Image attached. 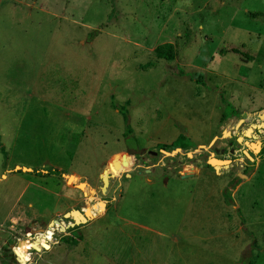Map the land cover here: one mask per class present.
I'll return each mask as SVG.
<instances>
[{"label":"rangeland","instance_id":"rangeland-1","mask_svg":"<svg viewBox=\"0 0 264 264\" xmlns=\"http://www.w3.org/2000/svg\"><path fill=\"white\" fill-rule=\"evenodd\" d=\"M263 112L264 0H0V264H264Z\"/></svg>","mask_w":264,"mask_h":264},{"label":"water","instance_id":"water-1","mask_svg":"<svg viewBox=\"0 0 264 264\" xmlns=\"http://www.w3.org/2000/svg\"><path fill=\"white\" fill-rule=\"evenodd\" d=\"M259 118L263 120L264 119V114L260 115ZM262 126H263V124H260V125H258L256 127L259 128V127H262ZM243 134H244L245 137H255L254 135H252V130L250 128L246 129L243 132ZM222 136L223 137H228L229 134L223 132ZM215 140H216V137L213 138V140L210 142L209 146H211L214 143ZM237 141H239L240 143L246 145L248 148H250L255 153H257L259 151V144L258 143H255V144L247 143L246 141H243V138L242 137H238L237 138ZM199 148L205 149V150L207 149L205 146H199L198 149ZM176 151H180V149L177 148ZM145 153L147 155H149V156H156V153L155 152H153V151H146L145 152L144 150H136L135 152H133V154H130V155L142 156ZM160 153H162L163 155H168V152H166L164 150H160ZM234 156H235V159H240L242 157V154L241 153H238V154H236ZM248 159L250 161H252V158L250 156H248ZM231 162H232V160H229V159H217V158L214 157V154L213 153H210L209 154V157L206 160V164L209 165V166H211L216 172L220 168H226V167H228V165H230ZM112 164H113L114 169H119L120 168V165L117 162L113 161ZM16 169H20L22 171L25 170V168H19V167H16ZM26 170H28V169H26ZM188 176L189 175H183L182 178H185V177H188ZM241 177L242 178H246V176H241ZM71 179H72V176L68 177L67 178V182L69 183L71 181ZM100 179H101V184H102L101 185V191L104 192V188L108 184V175H107V171L106 170H104L102 172V175H100ZM78 188L82 189V185L81 184L78 185ZM63 218H71L72 219V222L69 223V226L70 227H74L75 225H77V226L79 225L77 219H79V221H82L83 224H85L87 222V220L85 219V217L79 211H77V210H71V211L65 213L63 215ZM54 223H56V221H52L50 223V225L51 224H54ZM40 232L43 233V234L46 233V231H44L42 229H40ZM16 244L17 245H20V241H18ZM31 248L34 249L35 251H39L40 250V248L38 246L34 245V244L31 245ZM13 253H14V256H15V259H16L17 263L18 264H23V262H22V259H23L22 258V254L17 253L16 251H13Z\"/></svg>","mask_w":264,"mask_h":264},{"label":"trees","instance_id":"trees-1","mask_svg":"<svg viewBox=\"0 0 264 264\" xmlns=\"http://www.w3.org/2000/svg\"><path fill=\"white\" fill-rule=\"evenodd\" d=\"M249 14V17L252 18V19H256L258 17H261L263 16L262 13H248ZM155 54L159 57V58H162V59H165V60H171L174 58V46L172 44H164V45H160V46H157L155 49ZM233 52L235 53H239L238 50L234 49ZM241 54V53H239ZM248 60H251V59H248ZM123 115V121L124 123L127 125L128 124V120H127V115L126 114H122ZM127 127V126H126ZM131 135V131L129 130V128H126V134H125V137H126V141L129 140V137ZM129 136V137H128ZM187 142V139H185L183 136H178L172 143L173 146H175V148H181L183 149L185 146H186V143ZM76 242V241H75ZM251 251L249 249L248 252H243L242 253V256H244L245 254H249ZM239 264H253V262H239Z\"/></svg>","mask_w":264,"mask_h":264},{"label":"flooded vegetation","instance_id":"flooded-vegetation-1","mask_svg":"<svg viewBox=\"0 0 264 264\" xmlns=\"http://www.w3.org/2000/svg\"><path fill=\"white\" fill-rule=\"evenodd\" d=\"M262 114H264V112L262 113ZM261 114V115H262ZM260 116V115H259ZM261 124V123H260ZM259 124V125H260ZM239 125L240 124H237L236 125V127H235V129H237L238 127H239ZM258 126V125H257ZM255 128V130H257V129H260V128H264V124H263V126L262 127H259V128H257L256 126L254 127ZM248 129V128H247ZM246 130V129H245ZM244 130V131H245ZM243 131V132H244ZM223 132L224 131H222L221 132V137H223L222 136V134H223ZM243 132L241 133V136H238V137H242L243 138V141H246L247 143H251V144H255V143H258L259 144V151L257 152V153H255V152H253L250 148H248L246 145H244L245 147H246V149H247V152H246V154H250V157L252 158V161H250L249 159H248V157H245L248 161H250V162H254V159L261 153V151H262V149L264 148V141H261V142H258V141H256V140H254L255 139V134H254V132H253V129H252V135H254L255 137H250V139L251 140H253V141H248L247 140V137H245L244 136V134H243ZM225 133H228V132H225ZM229 134V136L228 137H230L231 136V133H228ZM180 136V135H179ZM181 136H183L185 139H187L184 135H181ZM238 137H236L235 139L237 140V138ZM213 138H215V137H213ZM213 138L207 143V147H208V149H206V150H209V148L213 145H211V146H209V144H210V142L213 140ZM216 139H217V137H216ZM188 140V139H187ZM160 144V143H159ZM159 146H161V147H159L156 151H154V150H148V151H153V152H155L156 153V156H157V154H161V155H163L162 153H160V150H164V151H166V149L164 148V145H162V144H160ZM206 147V148H207ZM177 149V148H176ZM180 150H182L181 148H179ZM205 150V149H204ZM136 150H134V152H135ZM167 152V151H166ZM211 152H209V154H210ZM156 156H149L148 155V157H156ZM232 160V159H231ZM233 161V160H232ZM169 168V167H168ZM145 172H150V170H147V169H145L144 170ZM57 174L55 173L54 174V176H56ZM62 177H66L65 175H61ZM70 176H72V175H69L68 177H70ZM68 177H66V182H67V178ZM73 178H74V176H72ZM101 180V179H100ZM68 183V182H67ZM82 185L83 186V188H82V190L84 189V187H85V184L84 183H77L76 184V187L78 188V185ZM78 189H80V188H78ZM71 211V210H70ZM69 212V211H68ZM67 213V212H66ZM65 214V213H64ZM63 214V215H64ZM63 215H62V217H63ZM68 219H70L71 220V222H72V219L71 218H68Z\"/></svg>","mask_w":264,"mask_h":264},{"label":"bare ground","instance_id":"bare-ground-1","mask_svg":"<svg viewBox=\"0 0 264 264\" xmlns=\"http://www.w3.org/2000/svg\"><path fill=\"white\" fill-rule=\"evenodd\" d=\"M253 127H250V129L252 130ZM250 132V131H249ZM258 141V140H257ZM86 209V208H85ZM80 212V211H79ZM81 213V212H80ZM85 219H90V217L92 216L90 212H83L81 213ZM77 221L81 224H83L82 221H79V219H77ZM28 236V235H27ZM33 237V236H31ZM46 238V233H44L43 235H37L33 238V240L31 242H27V244L31 245L32 243L36 242V241H39V240H44Z\"/></svg>","mask_w":264,"mask_h":264},{"label":"crops","instance_id":"crops-1","mask_svg":"<svg viewBox=\"0 0 264 264\" xmlns=\"http://www.w3.org/2000/svg\"><path fill=\"white\" fill-rule=\"evenodd\" d=\"M130 258H131V260L129 262H127V264H136V262H138L137 260H135V257H133V258L130 257ZM115 260L121 262L120 260H122V258L121 257H117Z\"/></svg>","mask_w":264,"mask_h":264},{"label":"built area","instance_id":"built-area-1","mask_svg":"<svg viewBox=\"0 0 264 264\" xmlns=\"http://www.w3.org/2000/svg\"><path fill=\"white\" fill-rule=\"evenodd\" d=\"M40 248H42V247H40Z\"/></svg>","mask_w":264,"mask_h":264}]
</instances>
